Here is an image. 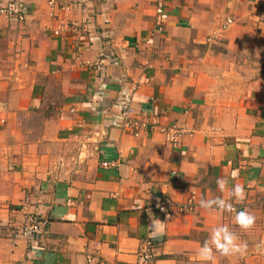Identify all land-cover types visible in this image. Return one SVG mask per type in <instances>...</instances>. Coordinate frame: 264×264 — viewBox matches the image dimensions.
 Wrapping results in <instances>:
<instances>
[{
  "label": "crops",
  "instance_id": "0c3cea01",
  "mask_svg": "<svg viewBox=\"0 0 264 264\" xmlns=\"http://www.w3.org/2000/svg\"><path fill=\"white\" fill-rule=\"evenodd\" d=\"M48 1L0 15V264H136L146 247L152 264H202L221 225L247 249L210 264H264V0ZM235 184L234 211L199 207ZM162 199L192 210L159 213ZM28 215L46 222L32 239Z\"/></svg>",
  "mask_w": 264,
  "mask_h": 264
},
{
  "label": "built area",
  "instance_id": "2783aa9c",
  "mask_svg": "<svg viewBox=\"0 0 264 264\" xmlns=\"http://www.w3.org/2000/svg\"><path fill=\"white\" fill-rule=\"evenodd\" d=\"M24 0H3L0 3V15L6 17H14L18 21L23 22L25 20V6ZM48 5L50 7L55 6L54 0H49ZM168 14L166 13L165 6L162 1H158L156 3L155 8V24L162 25L167 22ZM232 24V20L228 19L223 25L220 26L218 29V34L223 33L227 30V28ZM60 28L58 31L54 32V35H58ZM262 75L264 76V69L262 70ZM133 111L131 108L127 107L122 110L120 117L125 122V127L132 130L133 135H138V130L140 128L146 127L147 123H139L132 118ZM151 125L154 126L155 122H151ZM161 133L164 135L167 142H169L172 146H178L180 143V137L184 133L183 129L178 128L175 125H170L167 127L160 128ZM103 167H107V163H102ZM234 207L233 210L234 211ZM157 210L159 213L166 214L172 210H175L179 213L187 214L192 210V203L186 202L181 204H175L169 199H162L159 204L157 205ZM46 222L39 220L33 215H28L21 227L19 228V233L28 238L32 239L38 235H40L45 226ZM88 264H98V262L91 257L87 258ZM153 263V255L149 248H142L137 254V262L136 264H152Z\"/></svg>",
  "mask_w": 264,
  "mask_h": 264
},
{
  "label": "clouds",
  "instance_id": "9594fccd",
  "mask_svg": "<svg viewBox=\"0 0 264 264\" xmlns=\"http://www.w3.org/2000/svg\"><path fill=\"white\" fill-rule=\"evenodd\" d=\"M216 183L219 189L223 191L226 186V181L218 179ZM232 198L237 200H242L244 198V188L242 185H233V187L229 190V200L222 198H213L210 200L201 199L199 207L221 212H231L233 210V205L230 203ZM234 219L240 228L246 230L253 225L255 217L246 211H240L236 213ZM150 228L153 230V238H158L164 233V222L159 221L158 224L152 223ZM246 249V244L237 243V237L233 231H231L228 227L221 225L211 230L208 239L205 240L199 247L197 255L202 264H210L213 259L214 252H218L221 255L226 256L234 253H242Z\"/></svg>",
  "mask_w": 264,
  "mask_h": 264
}]
</instances>
